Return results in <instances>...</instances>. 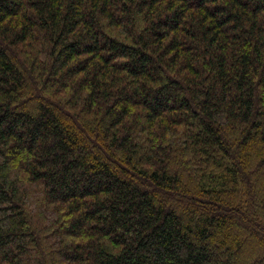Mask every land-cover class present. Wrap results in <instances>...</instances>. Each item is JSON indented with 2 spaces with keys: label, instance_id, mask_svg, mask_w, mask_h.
Wrapping results in <instances>:
<instances>
[{
  "label": "trees",
  "instance_id": "16d2710c",
  "mask_svg": "<svg viewBox=\"0 0 264 264\" xmlns=\"http://www.w3.org/2000/svg\"><path fill=\"white\" fill-rule=\"evenodd\" d=\"M0 264H264V0H0Z\"/></svg>",
  "mask_w": 264,
  "mask_h": 264
}]
</instances>
